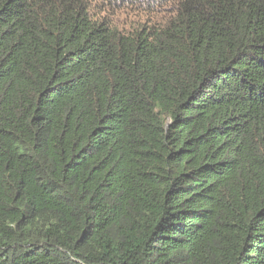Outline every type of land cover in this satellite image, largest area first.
<instances>
[{
	"label": "trees",
	"instance_id": "1",
	"mask_svg": "<svg viewBox=\"0 0 264 264\" xmlns=\"http://www.w3.org/2000/svg\"><path fill=\"white\" fill-rule=\"evenodd\" d=\"M172 5L0 0V264H264V0Z\"/></svg>",
	"mask_w": 264,
	"mask_h": 264
},
{
	"label": "rangeland",
	"instance_id": "2",
	"mask_svg": "<svg viewBox=\"0 0 264 264\" xmlns=\"http://www.w3.org/2000/svg\"><path fill=\"white\" fill-rule=\"evenodd\" d=\"M114 1V0H112ZM148 3L154 4L148 7ZM136 9L133 12L130 10ZM173 9L172 0L161 1L158 3L155 0H124V6L117 11H109L111 14L104 13L106 16H111V19L124 29H133V23L160 22L169 17Z\"/></svg>",
	"mask_w": 264,
	"mask_h": 264
}]
</instances>
